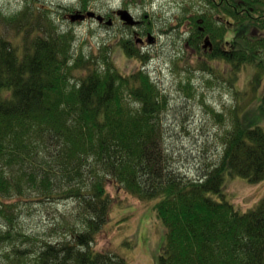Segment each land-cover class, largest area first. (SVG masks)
Segmentation results:
<instances>
[{
    "label": "trees",
    "instance_id": "1",
    "mask_svg": "<svg viewBox=\"0 0 264 264\" xmlns=\"http://www.w3.org/2000/svg\"><path fill=\"white\" fill-rule=\"evenodd\" d=\"M200 1L207 11L190 18L197 29L189 41L200 50L209 35L208 57L232 71L252 68L255 90L264 79V0ZM78 9L87 11L88 0ZM75 42L46 8L6 11L0 2V264H127L91 246L109 221L108 185L153 201L164 227L158 264H264V195L242 212L223 194L226 174L264 181V120L235 111L218 163L191 179L164 147L168 103L149 73L121 76L105 51L98 61L77 54ZM121 45L142 61L136 44ZM12 199L70 200L79 228L69 241L36 238L20 226Z\"/></svg>",
    "mask_w": 264,
    "mask_h": 264
},
{
    "label": "rangeland",
    "instance_id": "2",
    "mask_svg": "<svg viewBox=\"0 0 264 264\" xmlns=\"http://www.w3.org/2000/svg\"><path fill=\"white\" fill-rule=\"evenodd\" d=\"M35 1L0 2L6 11L17 12L32 3L46 8L59 30L73 33L76 40L73 50L77 54L96 56L100 61V53L105 51L121 76L128 77L138 70L149 73L150 79L162 90L168 103L161 115L165 132L164 147L173 155L176 169L187 177L202 178L206 168L210 169L218 163L224 147L222 135L230 128L235 111L240 113L245 110L250 112L248 117L264 120V113L261 116L262 110L259 109L264 102V79L254 84L256 87L253 90L249 83L253 75L252 68L232 71L228 64L208 57L211 52L204 51L202 43L209 35L203 34L200 50L198 43L193 45L189 41L192 31L195 34L196 30H193L195 25L191 30L187 29V23L191 22V17L197 19L203 11H207L204 2L88 0L90 11L108 15L112 11L125 9L143 19V27L139 30L146 29L155 40L151 44L145 43L142 48L133 43L135 38L130 27L109 28L91 19L77 22L68 19L65 14L71 12L66 9L71 7L77 10L81 0ZM2 29L5 36L14 37L11 29ZM128 42L136 44L134 47L143 56L142 61L128 56L121 48V43ZM72 74L74 80L80 76L77 70ZM106 190L112 201L111 213L109 221L94 235L92 248L111 255L117 254L127 264H158L164 227L151 212L153 201H140L134 195L111 185ZM223 194L234 208L245 212L263 197L264 181L250 184L241 177L226 174ZM26 197L30 201L32 195ZM10 202L20 204L21 207L17 206L16 210L22 211L18 218L20 226L36 238L69 241L70 228L73 225L79 228L75 221L79 215L77 205L70 200H57L48 204L25 202L23 199H12L7 203Z\"/></svg>",
    "mask_w": 264,
    "mask_h": 264
},
{
    "label": "flooded vegetation",
    "instance_id": "3",
    "mask_svg": "<svg viewBox=\"0 0 264 264\" xmlns=\"http://www.w3.org/2000/svg\"><path fill=\"white\" fill-rule=\"evenodd\" d=\"M77 10L79 12H83V11H81V9H77ZM117 11H119V10H117ZM117 11H112L110 14L104 15L105 21H107L108 19L112 20V25L110 27L120 26V27H125V28L128 27L129 28L130 26L125 25V24L120 22L119 17H117L118 16ZM75 12H77V11H75ZM65 16H69V14L67 13V14H65ZM135 19L137 20V24L134 25V27L133 26L131 27L132 28V35L135 38L134 43H138L140 45V47H142V48L145 46V43H152V42L154 43V37L152 38L150 36V33L146 29L145 30H139L143 27L142 25L144 23V20L140 19L139 17H138V19L135 17ZM187 24H188L187 29L191 30L192 29L191 22L189 21ZM99 25L106 26L105 22H103ZM131 40H133V39H131ZM212 49H213V47H212Z\"/></svg>",
    "mask_w": 264,
    "mask_h": 264
},
{
    "label": "water",
    "instance_id": "4",
    "mask_svg": "<svg viewBox=\"0 0 264 264\" xmlns=\"http://www.w3.org/2000/svg\"><path fill=\"white\" fill-rule=\"evenodd\" d=\"M117 15H118V17H120V20L123 21L126 25L133 26V25H136L137 24V22L134 20L133 16H131V14L128 11H126V10H119L117 12ZM86 18H94L99 23H102L103 20H104V17L103 16L96 15L92 11H88L85 14H82L80 12H77V13L72 14L69 17V19L72 22L83 21ZM106 24L107 25H111L112 24V21L111 20H108L106 22ZM203 48L205 50H207L208 48L210 50L212 49V44H211V42H210V40L208 38H205L204 43H203Z\"/></svg>",
    "mask_w": 264,
    "mask_h": 264
}]
</instances>
